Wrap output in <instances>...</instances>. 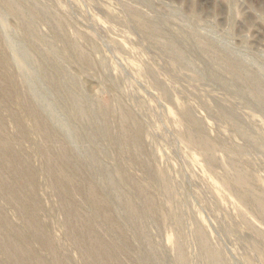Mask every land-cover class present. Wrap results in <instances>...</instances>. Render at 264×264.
<instances>
[{
  "label": "rangeland",
  "instance_id": "1",
  "mask_svg": "<svg viewBox=\"0 0 264 264\" xmlns=\"http://www.w3.org/2000/svg\"><path fill=\"white\" fill-rule=\"evenodd\" d=\"M0 264H264V0H0Z\"/></svg>",
  "mask_w": 264,
  "mask_h": 264
}]
</instances>
